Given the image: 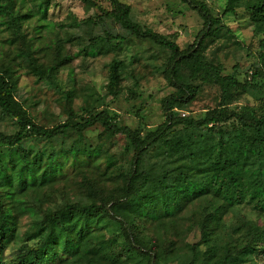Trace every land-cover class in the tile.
Instances as JSON below:
<instances>
[{"label":"trees","instance_id":"obj_1","mask_svg":"<svg viewBox=\"0 0 264 264\" xmlns=\"http://www.w3.org/2000/svg\"><path fill=\"white\" fill-rule=\"evenodd\" d=\"M18 1H0V16L13 30V44L20 45L6 51L7 62L0 58V114L16 126L12 133L0 130V264H174L177 259L179 264H259L264 224L243 214L226 225L224 216H236L241 206L264 213V83H259L264 80V52L261 63L241 82L237 72L225 73L221 63L208 57L205 41L229 32L221 21L239 6L249 12L250 24L263 27L264 0H228L220 17L212 15L204 1L184 0L206 26L199 40L186 48H180L176 34L164 35L135 21L129 4L110 0L112 10L106 14L130 35L171 50L163 75L174 91L164 98L166 118L154 130L148 129L142 109L133 129L120 125L119 115L108 108L99 109L87 100L77 104L78 90L65 88L60 77L70 55H61V46L52 60L36 55L22 26L38 11L22 13ZM126 40L125 35L107 31L90 38L87 53L107 55ZM122 68L117 59L109 67L107 92L114 97L122 90ZM19 69L49 80L65 94V120L47 126L34 117L17 98ZM203 83L220 86L217 108L199 117L178 113L192 104ZM257 88L262 91L256 105L240 111L227 108L240 94ZM99 125L102 132L93 145L86 132ZM118 134L124 136V152L130 154L123 161L111 153L110 141ZM56 139H61L58 147ZM83 155L95 162L103 157L106 169L98 173L96 164L80 166L79 187L86 189L81 199L43 211L42 219L32 223L23 241L6 256L20 220L32 209L23 196L41 193L46 186L53 189L66 179V162ZM110 178H115L112 188L107 187ZM195 200L205 205L204 218L190 226L199 230V239L185 243L184 259L173 261L174 243L160 245L156 235L147 233V222L173 224ZM232 233L237 240H231Z\"/></svg>","mask_w":264,"mask_h":264},{"label":"rangeland","instance_id":"obj_2","mask_svg":"<svg viewBox=\"0 0 264 264\" xmlns=\"http://www.w3.org/2000/svg\"><path fill=\"white\" fill-rule=\"evenodd\" d=\"M4 1V0H0ZM131 7V16L141 25L152 27L159 33L171 36L176 34L175 40L180 48H186L195 43L203 35L206 28L204 19L184 0H121ZM204 1L214 16H222L228 0H198ZM95 3V5L93 4ZM22 13L32 9L38 15L24 20L22 32L26 33L31 49L40 59L52 60L57 50L62 47L61 55H70L68 66L61 70V83L65 88L75 86L78 90L77 104L90 102L99 109L108 108L119 115V124L136 128L138 126V112L145 119L148 129L154 130L165 120L162 107L164 98L174 91V88L165 79L163 73L166 63L171 56V50L161 47L148 39H139L130 35L121 27L118 21L111 18L106 12L112 10L110 0H19ZM30 13V12H29ZM91 19V20H90ZM221 23L229 32L207 38L205 53L217 63H221L225 73L234 74L241 82L249 77L251 70L261 63L260 57L264 52V26L259 28L250 24L249 12L242 6L235 12L225 16ZM110 31L127 37L118 50L107 55L93 56L89 51L90 38L105 35ZM226 29L223 28V32ZM14 33L12 28L0 16V58L7 62L6 51L11 47L14 51L20 46L19 41L13 44ZM85 50V51H84ZM91 51V50H90ZM113 59L122 61L121 93L114 97L108 94V71ZM1 62V60H0ZM19 90L17 98L31 111L34 117L42 124L51 126L67 118L66 96L59 91L49 80L39 79L28 74L26 69H19ZM68 73H71L68 74ZM261 84L264 80H259ZM262 89H252L240 94L239 98L227 105L231 111H240L245 106L256 105L258 93ZM221 88L216 84L203 83L201 91L187 109L177 110L182 115L204 116L217 108L220 101ZM226 108V107H225ZM15 124L9 118L0 114V130L12 133ZM102 127L95 126L86 134L93 145L99 140ZM114 141V143H113ZM110 141L111 153H115L122 160L129 155L124 152L125 138L118 134ZM61 143L56 139L55 144ZM30 146L34 147L33 144ZM151 158L154 157L151 155ZM96 164L99 171L107 167L101 157L94 161L93 157L83 155L79 161L70 158L63 169L64 179H61L53 189L44 187L41 193L23 196L25 205L32 207L20 220L15 237L9 243L6 256L16 249L23 241L25 232L32 223L42 219L43 211L57 209L63 203L81 199L86 189L80 188L82 174L80 169ZM80 167V168H79ZM98 175V174H96ZM115 180L113 178L112 182ZM111 178L107 184L112 188ZM47 191L42 193L43 191ZM234 213H226V225H232L239 215L249 217L260 224H264V213L255 212L250 206L238 208ZM205 205L203 200H195L177 216L173 224L166 220L164 223L147 222V233L156 235L161 242L171 245V258L174 261L184 259L182 253L188 241L199 239V230H191L195 220L203 219ZM228 240V238L226 239ZM231 240L237 236L231 234ZM174 251L179 254L173 255ZM259 264H264V253L256 258ZM170 264V263H169ZM174 264H179L178 259Z\"/></svg>","mask_w":264,"mask_h":264}]
</instances>
